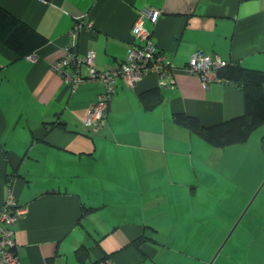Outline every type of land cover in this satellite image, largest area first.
I'll return each instance as SVG.
<instances>
[{"label":"crops","instance_id":"obj_1","mask_svg":"<svg viewBox=\"0 0 264 264\" xmlns=\"http://www.w3.org/2000/svg\"><path fill=\"white\" fill-rule=\"evenodd\" d=\"M142 8L159 12L143 23L173 84L117 77L103 124L85 128L102 85L70 88L51 64L81 22L78 56L92 51L97 70L115 71ZM0 9L45 40L22 58L0 44V206L11 198L22 211L5 225L19 264H264L252 238L225 248V222L242 210L233 203L253 192V168L264 176V123L220 147L173 119L207 128L244 114L239 85L203 86L183 68L201 51L264 70V0H0ZM155 88L161 102L144 109L140 94Z\"/></svg>","mask_w":264,"mask_h":264},{"label":"built area","instance_id":"obj_2","mask_svg":"<svg viewBox=\"0 0 264 264\" xmlns=\"http://www.w3.org/2000/svg\"><path fill=\"white\" fill-rule=\"evenodd\" d=\"M158 11L142 8L133 23L131 30L132 42L128 45L124 61L113 72L97 70L94 66V53L88 51L83 56L76 53L77 34L82 27L81 22H74L67 32V44L64 47L63 55L51 64V70L60 76L70 87L75 88L83 83L99 82L102 91L98 94L93 106L90 108L83 121V127L96 129L103 124L109 101L116 89L117 77H122L128 84H133L141 78L155 74L164 79L167 87L173 84L170 62L166 57L156 52L150 40V33L144 27V19L153 23L158 17ZM90 23L85 25L90 28ZM225 61L219 58H212L201 51L193 52L185 67L187 73L194 74L199 78L203 86L209 83L218 82V69L225 66ZM87 66L86 75L78 73V69ZM22 213L15 206L13 199H6L0 206V264H19L14 252V243L10 232L5 229L9 224Z\"/></svg>","mask_w":264,"mask_h":264},{"label":"trees","instance_id":"obj_3","mask_svg":"<svg viewBox=\"0 0 264 264\" xmlns=\"http://www.w3.org/2000/svg\"><path fill=\"white\" fill-rule=\"evenodd\" d=\"M44 43V38L34 30L0 9V44L14 55L18 58L28 56ZM217 74L241 87L244 93V114L240 118L207 128L199 126L196 120L183 113L174 114L173 119L176 124L195 129L212 145L223 147L240 144L264 123V70L244 69L238 62H226ZM139 98L144 109H151L161 102L157 88L143 92Z\"/></svg>","mask_w":264,"mask_h":264},{"label":"rangeland","instance_id":"obj_4","mask_svg":"<svg viewBox=\"0 0 264 264\" xmlns=\"http://www.w3.org/2000/svg\"><path fill=\"white\" fill-rule=\"evenodd\" d=\"M250 175L251 178L258 177L259 180L249 181V186L253 188V192L246 201L247 189H243L242 192L240 191L241 194H239V198L233 203L236 205L238 202L242 201V210L237 218H235L233 224H230L229 220L225 222V227L227 226L225 234L226 237L230 239V243L227 242L225 245L226 249L231 246L232 240L240 239L243 244H248L250 241L248 239L250 238H252V241L264 247V176L260 179L256 167L253 168ZM231 182L227 181L228 184ZM241 185L244 184L240 183V186ZM237 191L239 190L237 189ZM229 204L230 203H227L226 205ZM228 208H230V205ZM221 219L222 218L218 219L219 223H222Z\"/></svg>","mask_w":264,"mask_h":264}]
</instances>
